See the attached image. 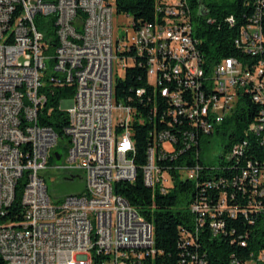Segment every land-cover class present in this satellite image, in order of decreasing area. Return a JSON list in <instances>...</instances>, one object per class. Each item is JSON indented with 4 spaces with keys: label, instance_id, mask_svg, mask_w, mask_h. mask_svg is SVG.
Wrapping results in <instances>:
<instances>
[{
    "label": "built area",
    "instance_id": "built-area-1",
    "mask_svg": "<svg viewBox=\"0 0 264 264\" xmlns=\"http://www.w3.org/2000/svg\"><path fill=\"white\" fill-rule=\"evenodd\" d=\"M156 7V20L136 23L119 10L118 0H0V264H158L162 251L154 222L115 190L117 181L138 176L135 123H154L143 172L146 184L162 192L172 188L174 171L196 181L220 168L197 160L198 135L212 136L248 95L261 106L247 133L264 144V58L227 56L208 65L193 35L189 0H157ZM255 7L235 40L252 56L264 52V0ZM124 13L133 16L131 32L117 37L115 18ZM37 15L53 17V52ZM228 19L234 23L233 15ZM48 61L55 65L50 81L74 87L57 105L68 118L65 153L58 149L59 133L41 119ZM143 64L149 85L137 87L129 102L119 101L116 66L125 67L126 76L129 66ZM160 110L161 128L154 121ZM248 143L238 141L225 158L240 159ZM58 168L71 178L84 171L86 189L54 199L45 173ZM221 182L233 184L232 197L249 192L248 203L231 204L227 189L211 199L208 187ZM204 183L201 197L191 203L194 231L182 227L183 248L197 244L195 234L207 221L215 233L225 231L226 212L264 214V152L247 157L246 166L231 176ZM183 256L179 264H208L190 249ZM258 260H264V250L244 264Z\"/></svg>",
    "mask_w": 264,
    "mask_h": 264
},
{
    "label": "trees",
    "instance_id": "trees-1",
    "mask_svg": "<svg viewBox=\"0 0 264 264\" xmlns=\"http://www.w3.org/2000/svg\"><path fill=\"white\" fill-rule=\"evenodd\" d=\"M193 9V35L198 38L201 54L208 65L220 62L224 57L237 56L245 61L258 62L264 58V52L252 56L245 53L236 44V37L240 33V28L247 24L255 14L257 0H213L204 3V0H189ZM157 0H118L119 10H124L134 16L136 23L156 20L160 13L157 12ZM205 6V11H200L201 6ZM234 16V23L228 17ZM37 22L50 41L49 52H53L57 45V35L53 17L37 15ZM264 25V18L262 19ZM148 86L146 64L129 66L126 76L120 77L116 81V97L119 101H130V96L139 86ZM47 93L48 101L41 114V119L53 126L59 133L61 142H66L67 136L64 133V126L68 122L66 111L60 110L58 104L62 97L72 96L73 86H64L52 83L45 73L44 84L41 88ZM244 100L243 97L241 101ZM246 102H240L233 112L217 126L213 135L220 136L224 145V152L220 154V159L216 163L206 164L202 159L203 144L210 141V136L203 139L202 132L198 135L200 154L198 161L206 167L219 165V169H208L205 177H198V180L182 178L178 171H174V183L168 192L160 191L157 186L146 184L144 179L143 166L147 162V147L151 142V130L154 123H135L133 125L134 138L136 141L135 160L138 165V176L134 181L121 180L115 184V190L123 194L140 212L154 222L155 241L158 250V264H179L183 259V252L189 249L205 256L208 264H244L252 256L258 255L264 250V214L251 213L247 216L239 211L237 216H230L227 212L223 215L226 220V230L215 233L207 221L201 228L197 236V244L188 248L182 247L183 232L182 227L193 230L196 224L197 214L191 209V203L201 197L202 187L205 179L218 180L220 176L229 177L233 172L246 166L247 157H260L264 152V144L256 140L255 136L247 133L250 122L256 119L260 111V103L254 101L249 95ZM139 104L133 99V103ZM153 103V101H152ZM157 103L161 104L162 99L157 97ZM163 105V104H162ZM54 107L50 112V107ZM147 112V111H146ZM159 114L154 118L157 126L162 127ZM189 123V121H188ZM187 123V124H188ZM253 137V139H252ZM249 140L246 145L247 153L240 159H226L227 153L238 141ZM50 162L55 161V157H50ZM181 158L177 159L180 162ZM196 160H188L189 164ZM22 181V180H21ZM22 184L17 188V197L22 194ZM207 193L211 199L216 201L221 189L229 192V202L231 204L246 205L250 193L237 192L236 197L231 196L233 184L220 183L218 187H208ZM246 241L245 244L242 241ZM255 264H264V260H258Z\"/></svg>",
    "mask_w": 264,
    "mask_h": 264
},
{
    "label": "rangeland",
    "instance_id": "rangeland-1",
    "mask_svg": "<svg viewBox=\"0 0 264 264\" xmlns=\"http://www.w3.org/2000/svg\"><path fill=\"white\" fill-rule=\"evenodd\" d=\"M213 0H204V3H209ZM133 16H128L127 14L116 15L115 18V31L116 36H122L128 30V33L131 32V28L128 27L130 20ZM55 65L52 62H47L46 74L49 76L53 73ZM118 67V76H125V67ZM117 113V112H116ZM58 149L65 153L67 151L66 142H61L58 145ZM224 152V145L220 136L214 134L210 136V141H205L203 144L202 150V159L206 164H212L218 162L220 159V154ZM75 177L71 178L67 174V170L64 168L58 169H48L45 173L46 182L49 187V191L54 199L63 198L67 194L72 193H82L86 189V178L85 173L82 170L76 171L74 173ZM252 260L249 261V263Z\"/></svg>",
    "mask_w": 264,
    "mask_h": 264
},
{
    "label": "water",
    "instance_id": "water-1",
    "mask_svg": "<svg viewBox=\"0 0 264 264\" xmlns=\"http://www.w3.org/2000/svg\"><path fill=\"white\" fill-rule=\"evenodd\" d=\"M57 154V158H60V154L56 153Z\"/></svg>",
    "mask_w": 264,
    "mask_h": 264
}]
</instances>
